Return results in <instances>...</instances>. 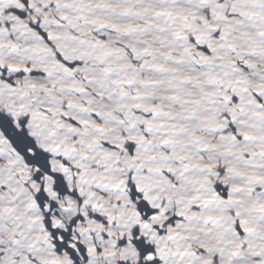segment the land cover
Instances as JSON below:
<instances>
[{"label": "water", "instance_id": "water-1", "mask_svg": "<svg viewBox=\"0 0 264 264\" xmlns=\"http://www.w3.org/2000/svg\"><path fill=\"white\" fill-rule=\"evenodd\" d=\"M0 264H264V0H0Z\"/></svg>", "mask_w": 264, "mask_h": 264}, {"label": "snow or ice", "instance_id": "snow-or-ice-1", "mask_svg": "<svg viewBox=\"0 0 264 264\" xmlns=\"http://www.w3.org/2000/svg\"><path fill=\"white\" fill-rule=\"evenodd\" d=\"M246 139V138H245ZM237 215H239V214H237ZM145 227L147 228L148 226L147 225H145ZM237 227L238 228H240L241 227V225H240V223H239V221L237 222ZM144 259H146V260H153V259H155V257H152V256H145L144 257Z\"/></svg>", "mask_w": 264, "mask_h": 264}]
</instances>
